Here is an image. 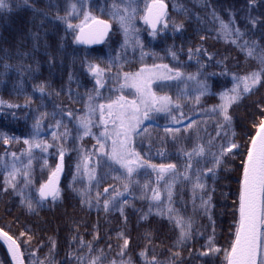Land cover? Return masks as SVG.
<instances>
[{
    "label": "trees",
    "instance_id": "obj_1",
    "mask_svg": "<svg viewBox=\"0 0 264 264\" xmlns=\"http://www.w3.org/2000/svg\"><path fill=\"white\" fill-rule=\"evenodd\" d=\"M151 1L0 0V144L12 140L0 151L45 143L49 164L67 165L43 201L10 186L0 156V227L27 264L228 262L264 122V0H164L156 32ZM95 19L113 31L83 47ZM145 74L165 103L142 104Z\"/></svg>",
    "mask_w": 264,
    "mask_h": 264
},
{
    "label": "water",
    "instance_id": "obj_2",
    "mask_svg": "<svg viewBox=\"0 0 264 264\" xmlns=\"http://www.w3.org/2000/svg\"><path fill=\"white\" fill-rule=\"evenodd\" d=\"M164 0L150 2L145 16L149 29L156 32L169 12ZM113 31V24L105 19H95L83 26L78 43L87 48L104 45ZM66 169V158L60 155L57 167L42 187L40 194L51 199L58 191ZM264 214V122L255 135L245 165L242 181L240 223L227 264H260ZM0 243L5 248L11 264H27L18 240L0 227Z\"/></svg>",
    "mask_w": 264,
    "mask_h": 264
},
{
    "label": "flooded vegetation",
    "instance_id": "obj_3",
    "mask_svg": "<svg viewBox=\"0 0 264 264\" xmlns=\"http://www.w3.org/2000/svg\"><path fill=\"white\" fill-rule=\"evenodd\" d=\"M32 141V139H31ZM36 142H31V146H34ZM43 144H41V150L30 149L28 152L23 153V151H8L2 152L0 151V156L6 158L9 163V172H10V186L18 189V185L21 186V190H18L20 194H23L28 197V195H38L43 201H51L54 200L62 190L63 183L65 182L67 176V165L64 173L63 180L58 188V191L54 197L51 199H44L40 191L44 184L49 180L52 173L55 171L57 167V163L55 165L49 164V155L47 151V144H45V148H43ZM3 147L6 150L11 148L12 140L3 142ZM3 154V155H2ZM60 156V155H59ZM58 156V158H59ZM57 158V161H58ZM15 166V169H14ZM78 169V168H77ZM76 168L72 171V184L77 182V177L79 171ZM91 184L92 182H86ZM111 186H106L104 188V193L106 194L110 190ZM28 193V194H27ZM18 194V193H17ZM30 197V196H29ZM23 198V197H22Z\"/></svg>",
    "mask_w": 264,
    "mask_h": 264
},
{
    "label": "rangeland",
    "instance_id": "obj_4",
    "mask_svg": "<svg viewBox=\"0 0 264 264\" xmlns=\"http://www.w3.org/2000/svg\"><path fill=\"white\" fill-rule=\"evenodd\" d=\"M147 76H149V75L145 74L142 78L139 77V78H136L135 79V83L137 84V88L140 90V92L142 93V95L145 98V101H143L142 104H149L151 102H157V104H163V103H165L164 100L162 99V97L160 98L159 96L154 95L152 92L151 93H149V92L147 93V92H144L143 91V90L146 89L145 88V84L148 83L146 80H149L150 79V76L149 77H147ZM103 149H101V150H103ZM14 169H15V166H14Z\"/></svg>",
    "mask_w": 264,
    "mask_h": 264
}]
</instances>
